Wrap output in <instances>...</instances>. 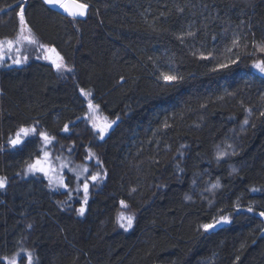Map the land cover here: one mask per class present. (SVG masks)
Listing matches in <instances>:
<instances>
[{
  "label": "trees",
  "instance_id": "16d2710c",
  "mask_svg": "<svg viewBox=\"0 0 264 264\" xmlns=\"http://www.w3.org/2000/svg\"><path fill=\"white\" fill-rule=\"evenodd\" d=\"M82 2L87 15L73 19L43 0H0V39L16 34L23 3L37 47L73 69L61 77L39 58L0 66V264L14 255L27 264L24 249L34 264H264V74L252 67L264 59L253 47L264 41V0ZM161 72L183 80L167 85ZM88 99L116 121L103 139L86 121ZM34 125L37 134L9 145ZM45 151L67 164V189L25 174ZM96 172L106 176L89 182L81 216L84 178ZM120 213L135 217L127 231ZM221 215L231 223L200 228Z\"/></svg>",
  "mask_w": 264,
  "mask_h": 264
},
{
  "label": "snow or ice",
  "instance_id": "6c2138e0",
  "mask_svg": "<svg viewBox=\"0 0 264 264\" xmlns=\"http://www.w3.org/2000/svg\"><path fill=\"white\" fill-rule=\"evenodd\" d=\"M43 3L47 6H49L52 9H62L64 13H66L68 16L72 17L75 19L76 17H82L87 15V10L89 8V4L82 2H77V0H73L72 3H69L68 0H43ZM19 12L17 13L18 19H19V30H18V36L15 40L12 39H5V40H0V64L5 62V57L10 56L13 51H15L16 55L12 58V63L13 64H22L27 60V56H21L19 55L20 53V48L17 47V45L21 42H26L31 45L38 44L37 39L35 38L34 34L32 33V29L28 26L27 21L25 19V6L23 3H19ZM180 12H183L184 9L180 8L178 9ZM195 33L192 31H188L186 33H182L179 39L183 40L184 36H194ZM215 39V37H213ZM233 47H238L239 46V39H234L232 41ZM39 47L44 50L45 52H51L55 53V58H53L51 55H46L44 58L47 60H51L52 64L54 65L55 69L57 72H72L73 69L69 67L65 62L62 56L59 55V53L56 52V49L54 47L49 48L46 45H39ZM253 47L255 48L256 52H259L261 54H264V41L255 43L253 44ZM228 51H231V49H228ZM255 53H253L254 55ZM209 56L211 53L208 54ZM201 58L202 59H207L208 56H205L203 53H201ZM240 57L237 55L236 59L230 60L229 63H221L218 65V68L224 69L228 68L230 64H236L239 61ZM252 67L257 69L261 74H264V59H259V60H254ZM215 70V69H214ZM123 79V77H121ZM159 79L163 80L165 84L167 85H177L179 84L182 80V76H178L169 72H161ZM80 92L82 95L90 97L91 92H86L83 88L80 89ZM88 109L89 113V120L92 123L93 129L98 130V135L101 139L104 138V134L112 127V125L116 121H108L107 117H105L102 121L99 120L98 117H95L96 112L99 110V105H95L92 103L91 100L88 101ZM247 111H250L248 109ZM262 116H264V112L261 113ZM119 119V117H117ZM37 124L39 123L38 121L36 122ZM248 120L245 119L244 124H247ZM164 127L167 128L169 125L167 123L164 124ZM63 131H68L69 130V125L65 124L64 128L62 129ZM32 134H37V128L36 126L32 127H21L19 130L15 133V136L12 138H9L8 143L12 147H16L18 145H21L24 142V139L28 137L29 135ZM40 138L42 139L43 143L45 146L49 145L52 143L54 137L50 136L47 132L41 131L38 133ZM183 147V146H181ZM231 147V146H229ZM71 148L69 151L71 152ZM88 155L85 157V159H92L95 157V153L91 151V149H88ZM228 155L227 152H220L217 155V160L219 161L221 158L224 156ZM232 155H236L235 151L232 152ZM57 160H59V157H56ZM97 163L99 161L97 160ZM67 167L66 163H62L60 165L59 171L57 170L56 167L53 166L52 164V157L50 153L45 151L43 153V156L38 157L34 160V162L30 163L27 165V170L25 174L32 173L35 174L37 172L43 173V175L48 179V186L53 187L55 186L57 189L59 188H68V184L65 183L63 176L60 174L62 173L63 169ZM70 171H75L74 169H69ZM236 169H233V172H235ZM84 173H88L89 169L85 167L83 169ZM106 176V172L103 174L100 172H96L95 174H92L90 176H86L84 178L83 184H82V191H83V201L81 203V206L76 209L77 213L79 215H84L86 208L85 206L88 203V197H89V182H93V186H95V182L101 180ZM76 179L79 182L80 180V174H76ZM8 183L7 177L0 176V189H4ZM219 187V182L215 183L212 185V188H217ZM80 189L78 188L77 191ZM132 191H135L133 189ZM252 191H258V189L253 188ZM71 194L69 193V196ZM186 199H191L190 196H186ZM120 204L122 207H128V205L125 203V201L121 200ZM240 204L237 203L235 205V210L239 211L240 210ZM254 211L253 205L249 204L247 207V212L251 213ZM260 217H264V211H261L259 213ZM135 217L133 215H125L124 213H120L117 217V220L120 224V227L124 228L126 231L130 229L133 226ZM231 223V217L228 215H221L219 219L213 218V221L211 223H205L200 225V228L204 232H208L210 230H213L220 224H227ZM29 228H31V225H28ZM264 231V229H262ZM243 247V245H241ZM23 251L27 252L26 256V261L27 264H34V257L33 253L30 251H27L24 249ZM18 255V254H17ZM3 260L7 261V264H17V258L16 255L13 257H3ZM239 257H237V260Z\"/></svg>",
  "mask_w": 264,
  "mask_h": 264
},
{
  "label": "rangeland",
  "instance_id": "374dc122",
  "mask_svg": "<svg viewBox=\"0 0 264 264\" xmlns=\"http://www.w3.org/2000/svg\"><path fill=\"white\" fill-rule=\"evenodd\" d=\"M18 30H19V25H18ZM18 30H17V32H16V34L13 36V37H9V38H2V39H0V40H5V39H12V40H15L16 38H17V36H18ZM17 47H19L20 48V53H19V55L21 56V58L23 57V56H27V60L25 61V62H27L30 58H39V59H42V60H46L47 62H49V63H51L52 64V62H51V60H47V59H45L44 57L46 56V55H51L53 58H55V53H51V52H45L44 50H42L41 48H38L37 47V45L35 44V45H31V44H28V43H26V42H21V43H19L18 45H17ZM49 48H52L51 46L49 47ZM56 52L57 53H59L57 50H56ZM16 55V53H15V51H13V53H11L10 54V56H6L5 57V62L4 63H2V64H0V66H8V65H17V64H13L12 63V58L11 57H14ZM59 55H60V53H59ZM24 62V63H25ZM65 62V61H64ZM24 63H22V64H24ZM22 64H18V65H22ZM52 66L54 67V65L52 64ZM70 67V66H69ZM54 69H55V67H54ZM56 70V69H55ZM56 72H57V70H56ZM61 77H67V76H69V74H71L72 72H57ZM245 82H248V81H251L252 80V76H248V77H245ZM86 92H89V91H86ZM262 95H264V90H263V92H262ZM91 97V96H90ZM89 97V98H90ZM89 100V99H88ZM91 100V99H90ZM92 101V100H91ZM92 103L93 104H95L96 105V103L94 102V101H92ZM89 110V109H88ZM96 117H98L99 118V120H103L104 118H105V116L104 115H102L101 114V112H100V110H98L97 112H96V114H95V117L94 118H96ZM88 118H89V116H88ZM86 121L87 122H91L89 119H86ZM108 121H110L109 119H108ZM86 122V123H87ZM34 162V161H33ZM52 164H53V166L54 167H56L57 168V170L59 171V168H60V165H57V163H55L54 161H52ZM42 175H43V173H41ZM62 176H63V178H64V171H62V173H60ZM44 176V175H43ZM219 219V218H218ZM263 221H264V217H263ZM220 225H223V224H220ZM220 225H218V226H220ZM263 229H264V227H263ZM264 232V231H263Z\"/></svg>",
  "mask_w": 264,
  "mask_h": 264
},
{
  "label": "water",
  "instance_id": "95a60500",
  "mask_svg": "<svg viewBox=\"0 0 264 264\" xmlns=\"http://www.w3.org/2000/svg\"><path fill=\"white\" fill-rule=\"evenodd\" d=\"M68 2L69 3H72L73 2V0H68ZM77 2H79V1H77ZM56 9H59V8H56ZM62 12H63V10L62 9H60ZM64 13V12H63ZM64 14H66V13H64ZM67 15V14H66ZM85 16H82V17H76V18H84Z\"/></svg>",
  "mask_w": 264,
  "mask_h": 264
}]
</instances>
